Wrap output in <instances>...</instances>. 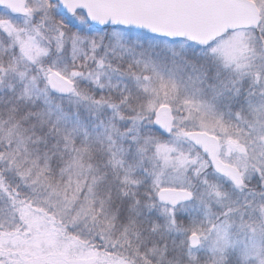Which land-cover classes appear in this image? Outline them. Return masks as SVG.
Masks as SVG:
<instances>
[{
    "label": "snow or ice",
    "instance_id": "1",
    "mask_svg": "<svg viewBox=\"0 0 264 264\" xmlns=\"http://www.w3.org/2000/svg\"><path fill=\"white\" fill-rule=\"evenodd\" d=\"M0 264H264V0H0Z\"/></svg>",
    "mask_w": 264,
    "mask_h": 264
}]
</instances>
